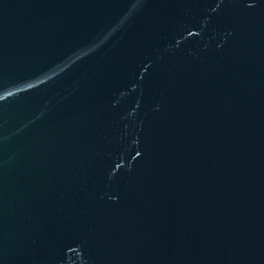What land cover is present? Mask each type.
Wrapping results in <instances>:
<instances>
[{"label": "water", "instance_id": "1", "mask_svg": "<svg viewBox=\"0 0 264 264\" xmlns=\"http://www.w3.org/2000/svg\"><path fill=\"white\" fill-rule=\"evenodd\" d=\"M0 264H264V0H0Z\"/></svg>", "mask_w": 264, "mask_h": 264}]
</instances>
